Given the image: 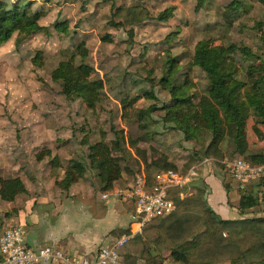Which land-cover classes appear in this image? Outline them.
Listing matches in <instances>:
<instances>
[{"label": "rangeland", "instance_id": "rangeland-1", "mask_svg": "<svg viewBox=\"0 0 264 264\" xmlns=\"http://www.w3.org/2000/svg\"><path fill=\"white\" fill-rule=\"evenodd\" d=\"M48 1L50 14L40 24L49 28V35H36L19 48L14 45V35L0 48V167L9 163L10 156L15 158L18 152L23 153L21 147L25 143L65 142L78 153L87 151V145H110L117 140L120 151L114 154L120 157L131 154L127 148L136 155L139 149L135 151L131 143L140 141L145 152L155 157L157 139L171 150L169 155L177 170L185 171L191 153H197L195 161L200 162L210 135L195 131L191 124L187 139L171 124L162 122L163 113L159 110L138 121L140 112L151 106L160 107L170 99L159 84L166 71V60L178 59L176 82L188 79L193 86L191 93L202 96L207 82L191 61L199 41L209 39L214 45L246 47L263 58L264 8L255 2L240 0L245 11L228 27L222 13L232 0H204L201 7H197L195 0ZM112 2L117 7L141 5L153 18L173 8V16L165 22L152 19L134 25V38L130 41L125 30L110 23ZM56 22L67 26L66 33L54 28ZM80 43L86 46L87 63L93 67L94 77L109 80L93 111L80 100H68L61 95L60 87L50 77L59 61L74 53ZM37 51L42 52L40 67L31 63ZM235 58L242 65L239 78L243 80L244 69L253 60L248 61L241 54ZM143 91H152L155 100L145 99ZM251 126L250 121L247 139H256ZM225 157L239 156L231 152ZM8 177L13 176L4 178Z\"/></svg>", "mask_w": 264, "mask_h": 264}, {"label": "trees", "instance_id": "trees-1", "mask_svg": "<svg viewBox=\"0 0 264 264\" xmlns=\"http://www.w3.org/2000/svg\"><path fill=\"white\" fill-rule=\"evenodd\" d=\"M201 7L204 0H195ZM264 8V0H247ZM48 0H0V48L15 35L16 48L24 45L39 34L49 35V28L40 24L51 11ZM245 11L240 0H232L222 13L226 26H232L239 14ZM173 16V8H167L153 18L150 12L141 5L117 7L110 5V23L127 32L133 41L132 27L152 19L168 21ZM59 33H66L67 26L54 24ZM109 38V37H108ZM263 58L253 54L246 47L214 45L209 39L199 41L192 56V64L204 75L207 86L202 96L193 95V86L186 79L178 84L179 60H166V71L159 84L168 93L170 99L160 107H149L138 115L141 122L150 113L161 111L164 124H171L172 129L181 132L189 139L190 125L195 131H205L210 141L201 153V159L223 160L225 154L223 143H231L234 154L252 164H263L264 153L249 152L247 124L252 122L251 130L257 141H264V37ZM105 39H103L104 41ZM241 54L248 61L253 60L244 69V79L239 78L241 63L235 58ZM88 51L80 43L75 52L59 61L51 72V81L60 87L65 98L78 99L88 110H95L108 79L94 77V69L87 63ZM257 60V61H256ZM256 61V62H255ZM33 66L42 64V52L37 51L31 59ZM147 100H155L152 91H143ZM125 101H122L124 104ZM85 144V142H84ZM136 143H131L134 148ZM120 151V143L115 140L110 145L97 142L87 145V162L90 169L97 171L101 191L108 192L113 184L121 178L122 159L114 154ZM138 158L142 162L140 171L145 176V188L154 186L155 177L162 171H178L177 166L161 156L148 161L146 152L139 150ZM37 162L48 158L52 174L61 168L57 157L51 158V150L35 149L33 153ZM197 153H191L185 170L190 169L197 161ZM196 160V161H195ZM86 165L82 161L70 160L61 181L56 187L67 191L73 184L83 178ZM264 186V178L259 179ZM26 192L19 177L0 179V200L13 202L16 197ZM205 189L202 182L196 184L192 192L173 189L168 198L172 200L174 212L155 224H146L142 228L145 240L157 250H168L170 261L175 264H264V216L243 217L246 212L258 206V198L243 195L239 201L240 219L224 220L217 216L204 199ZM117 233L116 231H113ZM128 232H120L121 237ZM124 264H162L159 254H153L145 248L139 258L125 256Z\"/></svg>", "mask_w": 264, "mask_h": 264}, {"label": "crops", "instance_id": "crops-1", "mask_svg": "<svg viewBox=\"0 0 264 264\" xmlns=\"http://www.w3.org/2000/svg\"><path fill=\"white\" fill-rule=\"evenodd\" d=\"M134 142L136 143L133 148L135 151L137 148L146 150L140 146V141ZM248 144L251 154L264 153V141L248 137ZM36 147L51 150V158L59 159L61 168L54 175L48 158L41 162L34 159L33 149ZM221 147L225 156L231 152L234 154L231 143H223ZM21 148L24 150L23 153L18 152L15 158L10 156L9 163L0 167V178L19 177L26 188V192L16 197L13 202L0 200V236L9 225H20L26 232L27 246L33 250L50 245L69 256L91 259L101 248L110 245L118 238L116 234L124 231L129 234L137 229L136 222L131 218L134 212L131 203L101 200V195L105 192L101 191L96 170L87 168L83 178L67 191H61L56 187L55 182L61 181L70 160L78 158V161L88 165L87 151L80 150L76 153L75 149L74 151L71 149L72 145L65 142L25 143ZM127 149L131 154L119 155L122 159L123 171L121 178L113 184L112 189H124L131 186L134 177L142 167L138 155H135L132 149ZM170 151L156 139V156L151 157L150 152L146 151V159L157 160L165 155L172 162ZM231 158L240 157H225L223 160ZM192 167H197L198 177L185 190L192 192L194 186L202 182L205 189V201L221 219L236 220L242 217L239 214L238 205L243 195H253L258 198V206L248 210L243 217L264 216V186L259 180L239 183L224 174L220 166H208L204 169L199 166V161ZM145 248L150 249L153 254H159L163 259L162 264H175L170 261L168 250L155 249L145 240L142 233L132 237L122 249L120 253L122 263L125 256L139 258Z\"/></svg>", "mask_w": 264, "mask_h": 264}, {"label": "built area", "instance_id": "built-area-1", "mask_svg": "<svg viewBox=\"0 0 264 264\" xmlns=\"http://www.w3.org/2000/svg\"><path fill=\"white\" fill-rule=\"evenodd\" d=\"M199 166L221 167V171L236 182L246 183L264 178V163L252 164L242 158L216 160L204 158ZM198 177L197 167L185 171H162L155 177L154 186L145 188V176L142 171L134 177L127 188H113L101 195L102 201L116 200L133 205L131 218L137 229L127 235L116 238L110 245L101 248L91 258L69 256L64 251L45 245L37 250L26 244V232L20 225H9L0 236V264H123L120 253L136 234L142 233L146 224H155L174 212L175 206L168 198L173 189L184 190Z\"/></svg>", "mask_w": 264, "mask_h": 264}]
</instances>
